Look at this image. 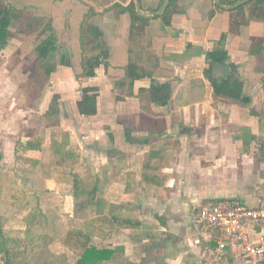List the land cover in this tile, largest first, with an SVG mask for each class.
Returning <instances> with one entry per match:
<instances>
[{"label": "crops", "instance_id": "0c3cea01", "mask_svg": "<svg viewBox=\"0 0 264 264\" xmlns=\"http://www.w3.org/2000/svg\"><path fill=\"white\" fill-rule=\"evenodd\" d=\"M132 1L8 0L0 165L9 156L35 165L45 152L73 176L72 183L50 180L73 190L68 196L77 202L74 175L91 172L97 214L90 246L111 253L103 264H245L234 245L217 259V245L206 243L195 214L224 199L254 206L264 195V20L246 9L236 28V10L212 0H172L171 24L151 18L146 42L132 43V17L116 7ZM161 2L141 0V6L157 13ZM90 9L102 42H87L84 53ZM25 24L43 40L17 31ZM52 33L54 72L41 84L36 73L45 77L46 69L35 52ZM102 49L107 57L86 78V57L96 59ZM131 64L141 78L128 77ZM85 89L96 95L94 116L80 112Z\"/></svg>", "mask_w": 264, "mask_h": 264}, {"label": "rangeland", "instance_id": "374dc122", "mask_svg": "<svg viewBox=\"0 0 264 264\" xmlns=\"http://www.w3.org/2000/svg\"><path fill=\"white\" fill-rule=\"evenodd\" d=\"M7 6L8 0L0 1V10ZM24 18L23 22L30 19L25 14ZM21 28L17 31L34 33L29 26ZM42 40L43 36L38 35L37 41ZM38 74L37 71V78ZM48 156L45 152L40 154L35 165L23 161L19 164L17 158L9 156L0 165V247L5 245L9 250L8 255L0 252V264H77L85 247L93 245L90 238L97 210L90 203L95 184L92 173L80 169L75 173L81 195L78 202L74 197V203L68 196L73 190L56 188L57 184L51 181L56 175L72 183L73 176L57 170L56 161Z\"/></svg>", "mask_w": 264, "mask_h": 264}, {"label": "trees", "instance_id": "16d2710c", "mask_svg": "<svg viewBox=\"0 0 264 264\" xmlns=\"http://www.w3.org/2000/svg\"><path fill=\"white\" fill-rule=\"evenodd\" d=\"M0 1H6V0H0ZM221 3L225 6H232L236 3L242 1V0H220ZM164 0H162L161 4L163 5ZM173 2L171 0L170 6L168 7L167 12L161 17V19L167 24L170 25L172 22V16H173ZM120 13H129L132 17V29L130 34V41L132 43L136 42H142L145 43L146 36V26L148 25L150 19L143 18L139 16L136 12L135 3L134 0L128 7H122L120 4L116 6ZM162 7V6H161ZM218 7V6H216ZM246 9H249L250 11V17L257 19V20H264V0H254L247 4L246 6H243L236 10L237 15L234 17V26L238 28L245 18L244 15L246 14ZM12 11L13 9L10 6H7L6 9L0 10V21L2 22L1 28H0V49L4 47L7 43L8 38L11 36V32L9 31V26L12 20ZM96 16V13L93 9H90V12L88 15H86L83 26H82V43H83V49L84 53H86L87 50V42H95L96 46L98 47L99 44L102 42V33L98 28H96L91 22L92 19ZM56 35L54 33L51 34V36L42 43L37 49L36 52L38 53V64L43 69H46V76H43V73L41 72L38 74V82L41 84H44V81L46 79H49L50 75L54 72L53 65L48 62V58L50 54L55 53L57 51L56 48ZM101 48V47H99ZM106 56V50L102 49L101 54L96 58L92 60L84 61V69H85V77L86 78H92L94 77V70L98 68L102 63V59H105ZM133 64L130 65L128 69V77L130 79H137L141 78L142 76H137L135 74ZM37 74V73H36ZM93 89H85L84 91V98L83 101L80 103V112L83 115H89L94 116L96 115V95L92 94ZM240 94V86L238 85L235 88V98L238 99ZM0 161H2V157L0 156ZM77 182H76V189L81 190L80 187L77 188ZM78 190V191H79ZM86 194L87 192H84ZM93 193V191H92ZM76 195L78 196V193L76 192ZM93 195V194H92ZM0 238H2V231L0 230ZM5 241V240H4ZM0 252H6V254H9V250L6 248L5 245H2L0 247ZM111 258V253L107 249L99 250L97 248H94L92 246H86L84 249V254L80 258L77 264H103L105 262H108Z\"/></svg>", "mask_w": 264, "mask_h": 264}, {"label": "built area", "instance_id": "2783aa9c", "mask_svg": "<svg viewBox=\"0 0 264 264\" xmlns=\"http://www.w3.org/2000/svg\"><path fill=\"white\" fill-rule=\"evenodd\" d=\"M195 224L223 260L231 245L239 251L245 264H264V195L254 206L236 199L219 200L201 207Z\"/></svg>", "mask_w": 264, "mask_h": 264}, {"label": "water", "instance_id": "95a60500", "mask_svg": "<svg viewBox=\"0 0 264 264\" xmlns=\"http://www.w3.org/2000/svg\"><path fill=\"white\" fill-rule=\"evenodd\" d=\"M212 1L214 2L216 6H218L222 10L234 11L243 6H246L247 4H249L250 2L254 0H242L232 6H225L221 3L220 0H212ZM134 3H135L136 12L139 16L146 18V19H151L155 17H162L167 12L168 7L170 6L171 0H164L162 8L157 13L144 11L141 6V0H134Z\"/></svg>", "mask_w": 264, "mask_h": 264}]
</instances>
